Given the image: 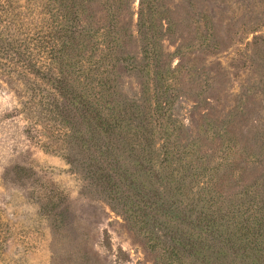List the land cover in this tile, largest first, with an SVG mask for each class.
Segmentation results:
<instances>
[{"label": "rangeland", "instance_id": "obj_1", "mask_svg": "<svg viewBox=\"0 0 264 264\" xmlns=\"http://www.w3.org/2000/svg\"><path fill=\"white\" fill-rule=\"evenodd\" d=\"M140 1H76L85 29L118 32L116 99L133 104L128 113L147 114L160 94L163 121L179 150L190 149L200 182L211 178L224 206L264 211V0H142L139 29ZM9 2L23 23L47 22L48 0ZM149 49L154 57L144 59ZM13 75L0 69V264H264L263 254L242 257L215 234L203 236L200 254L156 224L149 239L128 216L132 186L116 191L93 176L94 145L86 135L65 145L66 129L44 105L51 90L39 82L32 94ZM123 138L114 136V146L137 172ZM139 181L180 218L184 196Z\"/></svg>", "mask_w": 264, "mask_h": 264}, {"label": "trees", "instance_id": "obj_2", "mask_svg": "<svg viewBox=\"0 0 264 264\" xmlns=\"http://www.w3.org/2000/svg\"><path fill=\"white\" fill-rule=\"evenodd\" d=\"M76 1L48 0L47 22L33 27L18 18L9 0H0L1 71L8 77L14 74L24 79L32 94L41 91L39 82L51 90L44 105L66 129L62 141L67 147L78 139L84 144L86 135L97 153L88 164L89 170L93 168L92 175L116 191L124 181L132 186L134 198H127L133 207L127 209L128 216L149 239L155 238L153 229L149 228L152 223L167 229L172 241L177 238L179 247L198 254L207 248L206 244L203 246V236L215 234L214 238L229 249L241 251L242 257L248 258L250 252L264 255L262 208L224 206L219 203L220 195L214 191L213 180L206 178L200 182L201 173L194 171L196 166L189 157L190 149L179 150L170 133V122L163 121L167 115L166 102L160 100V94L157 102L148 107L147 114L128 113L133 104L116 99L115 67L123 59L118 55V32L110 28L94 32L85 29L80 24L81 4ZM143 8L141 0L139 29L145 26ZM41 54L46 55L45 62L40 60ZM152 57L153 50L143 51L144 59ZM80 124L85 126L84 132ZM119 134L124 137L123 145L135 156V170H141L132 172L123 163L113 143L114 136ZM157 137L161 143L155 142ZM144 176L185 197L179 202L184 205L178 213L179 219L170 215L175 210L173 203L146 191V186L139 181ZM187 212L194 214L187 215ZM160 216H163L162 222ZM149 247L153 249L155 244L150 243ZM173 249L170 253L175 255L177 250Z\"/></svg>", "mask_w": 264, "mask_h": 264}]
</instances>
